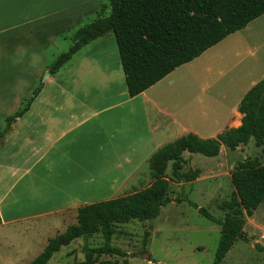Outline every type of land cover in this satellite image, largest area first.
<instances>
[{"label":"crops","instance_id":"obj_1","mask_svg":"<svg viewBox=\"0 0 264 264\" xmlns=\"http://www.w3.org/2000/svg\"><path fill=\"white\" fill-rule=\"evenodd\" d=\"M101 8L109 14L108 0H0V128L68 50L66 33ZM51 48L54 61L47 57ZM262 79L264 14L134 97L113 33L83 46L45 78L14 122L29 115L30 124H11L0 140V263L12 264L9 256L17 255L8 227L35 224L38 235L40 219L63 221L64 212L88 204L79 197L86 176L108 186L103 194H116L163 145L188 133L205 139L238 127L237 106ZM252 216L264 246V202Z\"/></svg>","mask_w":264,"mask_h":264},{"label":"trees","instance_id":"obj_2","mask_svg":"<svg viewBox=\"0 0 264 264\" xmlns=\"http://www.w3.org/2000/svg\"><path fill=\"white\" fill-rule=\"evenodd\" d=\"M108 6V15H103L104 8H101L95 19L73 31L70 47L58 56L48 71L53 74L83 46L111 32L130 97L142 93L177 67L194 60L264 14V0H108ZM40 89L36 88L19 110L4 118L0 140L9 132L11 124L28 110ZM237 111L242 117L236 128H227L215 137L205 139L188 133L158 148L148 160L152 182L147 187L78 207L76 222L48 239L42 252L28 264H48L62 247L97 233L102 235L103 244L83 246L84 260L71 264H117L116 260L101 259L102 256L120 257L122 264H127L129 254L111 244L115 227L159 216L162 207L170 202L168 166L172 179L185 180L181 173L184 152L216 157L222 145L234 151L250 141L256 147L264 148V79L245 93ZM230 178L233 194L219 204L226 212L223 219H217L206 209L189 202L200 214L221 227L215 264L223 260L236 240L245 239L244 210L252 211L264 202V163L257 157L236 163ZM176 200L181 201L180 198ZM147 236L146 233L143 238V249ZM255 249L264 252V246L256 244Z\"/></svg>","mask_w":264,"mask_h":264},{"label":"rangeland","instance_id":"obj_3","mask_svg":"<svg viewBox=\"0 0 264 264\" xmlns=\"http://www.w3.org/2000/svg\"><path fill=\"white\" fill-rule=\"evenodd\" d=\"M72 34L73 31L66 33L64 37L68 40L63 45H71ZM56 51V48L48 50L49 61L56 57ZM45 73L35 85L34 90L38 87L42 88L45 80L42 78ZM32 96L33 93L28 98ZM14 124H30L29 115ZM263 150V147H256L254 142L250 141L247 145L239 146L234 151H229L223 145L216 157L184 153L181 173L184 174L185 180L177 182L172 179L170 165L168 166L166 175L169 179L168 198L170 202L162 207L159 216L153 220H133L117 225L111 237V244L129 254L127 264H215V252L221 227L200 214L196 207L189 202L206 209L215 218L223 219L226 212L219 208V204L229 200L233 194L234 188L230 175L236 163L256 157L261 163H264ZM139 173L130 187H125L119 192H124L123 194H103L107 192L108 186L99 188L97 182L90 175L86 176L83 179L84 191L81 189L83 192L79 197L89 204L141 190L152 182L148 162L142 166ZM11 196L8 198L10 199ZM178 198L181 199L180 202L176 200ZM63 215L66 217L63 221L61 216L40 219L38 224L41 225V231L38 235L35 232V224H32L33 226L30 224V226L26 222L22 225L8 227L6 229L7 233L9 232L7 237L13 241L12 245H15L13 250L17 252V255H10L7 262L12 264L31 262L45 247L48 239L64 232L68 225L76 222V210H68ZM252 215L253 210H249V212L244 210L245 239L236 240L218 264H262L264 262V252L255 249L259 228L254 226ZM48 222L50 224L53 222L52 226L49 225L50 228L44 226ZM146 233L148 234L147 242L143 249V238ZM102 244L103 237L100 233L78 238L54 253L48 264L81 262L84 260L83 246L98 247ZM3 248L4 245L1 244L0 253ZM101 259L116 260L117 264H122V258L116 256H102Z\"/></svg>","mask_w":264,"mask_h":264},{"label":"water","instance_id":"obj_4","mask_svg":"<svg viewBox=\"0 0 264 264\" xmlns=\"http://www.w3.org/2000/svg\"><path fill=\"white\" fill-rule=\"evenodd\" d=\"M49 75H50L49 72H46L44 78H42V79L44 80L45 77H46V76H49ZM252 242H253V241H252Z\"/></svg>","mask_w":264,"mask_h":264}]
</instances>
